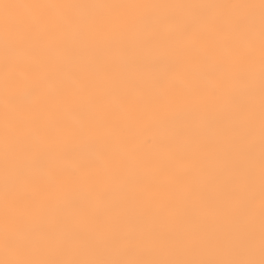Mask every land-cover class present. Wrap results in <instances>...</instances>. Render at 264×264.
<instances>
[{
	"label": "snow or ice",
	"instance_id": "snow-or-ice-1",
	"mask_svg": "<svg viewBox=\"0 0 264 264\" xmlns=\"http://www.w3.org/2000/svg\"><path fill=\"white\" fill-rule=\"evenodd\" d=\"M0 264H264V0H0Z\"/></svg>",
	"mask_w": 264,
	"mask_h": 264
}]
</instances>
